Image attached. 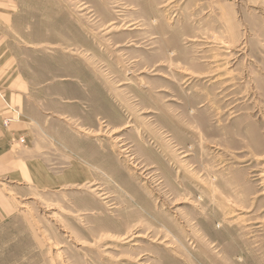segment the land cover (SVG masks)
<instances>
[{"label":"rangeland","instance_id":"374dc122","mask_svg":"<svg viewBox=\"0 0 264 264\" xmlns=\"http://www.w3.org/2000/svg\"><path fill=\"white\" fill-rule=\"evenodd\" d=\"M7 3L0 264H264V0Z\"/></svg>","mask_w":264,"mask_h":264},{"label":"crops","instance_id":"0c3cea01","mask_svg":"<svg viewBox=\"0 0 264 264\" xmlns=\"http://www.w3.org/2000/svg\"><path fill=\"white\" fill-rule=\"evenodd\" d=\"M12 20L7 0H0V92L10 107L20 114L17 119L7 113L0 99V179L13 177L19 181L24 179V175L31 178L27 155L30 150L28 146L23 148L18 143L19 138L29 142V135L25 130L29 128V123L23 111V81L17 73V62L9 46ZM6 118L12 119V122L5 128L2 122Z\"/></svg>","mask_w":264,"mask_h":264}]
</instances>
